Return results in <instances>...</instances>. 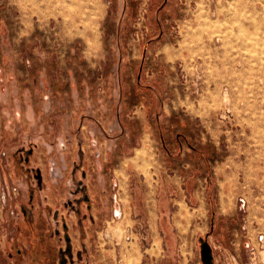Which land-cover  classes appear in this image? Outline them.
Masks as SVG:
<instances>
[{"label": "rangeland", "instance_id": "obj_1", "mask_svg": "<svg viewBox=\"0 0 264 264\" xmlns=\"http://www.w3.org/2000/svg\"><path fill=\"white\" fill-rule=\"evenodd\" d=\"M163 1L0 0V264H264V0Z\"/></svg>", "mask_w": 264, "mask_h": 264}, {"label": "crops", "instance_id": "obj_2", "mask_svg": "<svg viewBox=\"0 0 264 264\" xmlns=\"http://www.w3.org/2000/svg\"><path fill=\"white\" fill-rule=\"evenodd\" d=\"M166 1L167 0H164L163 4H162V8L163 6L166 4ZM193 28L194 27H190L191 31L190 33H192L193 31ZM163 32L160 30V36H162ZM159 36V37H160ZM172 45L171 44H168L167 42L164 43V47L162 48V52H163V56H164V59L166 61L172 59L174 56H176L178 53H179V50L177 47H175L177 50L176 51H173L170 49H172ZM208 97V96H207ZM199 104V102H198ZM166 104L165 103H162V106H165ZM174 107L176 106H179L182 110H187L189 112H194V115L197 116V112L198 110L200 109V107H196L195 106V103H193L189 98H180L175 105H173ZM193 114V113H192ZM78 235V233H76Z\"/></svg>", "mask_w": 264, "mask_h": 264}, {"label": "water", "instance_id": "obj_3", "mask_svg": "<svg viewBox=\"0 0 264 264\" xmlns=\"http://www.w3.org/2000/svg\"><path fill=\"white\" fill-rule=\"evenodd\" d=\"M200 255L204 264H213L212 248L207 240H203L200 243Z\"/></svg>", "mask_w": 264, "mask_h": 264}, {"label": "built area", "instance_id": "obj_4", "mask_svg": "<svg viewBox=\"0 0 264 264\" xmlns=\"http://www.w3.org/2000/svg\"><path fill=\"white\" fill-rule=\"evenodd\" d=\"M239 202H240V204H241L242 206H244L245 203H246V199H245V197H244V196H239ZM115 214H118V211H117V210H115ZM259 238L262 239V238H263V234H261V235L259 236Z\"/></svg>", "mask_w": 264, "mask_h": 264}, {"label": "trees", "instance_id": "obj_5", "mask_svg": "<svg viewBox=\"0 0 264 264\" xmlns=\"http://www.w3.org/2000/svg\"><path fill=\"white\" fill-rule=\"evenodd\" d=\"M54 255H55V254H52V257H51L50 261L54 258ZM51 262H52V261H51Z\"/></svg>", "mask_w": 264, "mask_h": 264}, {"label": "bare ground", "instance_id": "obj_6", "mask_svg": "<svg viewBox=\"0 0 264 264\" xmlns=\"http://www.w3.org/2000/svg\"><path fill=\"white\" fill-rule=\"evenodd\" d=\"M120 229H121V228H120ZM120 229H119V230H120Z\"/></svg>", "mask_w": 264, "mask_h": 264}]
</instances>
